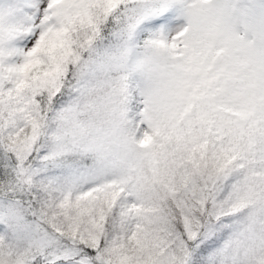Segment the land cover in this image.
I'll return each instance as SVG.
<instances>
[{"label":"snow or ice","instance_id":"1","mask_svg":"<svg viewBox=\"0 0 264 264\" xmlns=\"http://www.w3.org/2000/svg\"><path fill=\"white\" fill-rule=\"evenodd\" d=\"M0 264H264V0H0Z\"/></svg>","mask_w":264,"mask_h":264}]
</instances>
